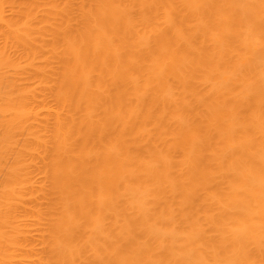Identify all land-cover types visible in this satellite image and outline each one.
Wrapping results in <instances>:
<instances>
[{
	"label": "bare ground",
	"instance_id": "1",
	"mask_svg": "<svg viewBox=\"0 0 264 264\" xmlns=\"http://www.w3.org/2000/svg\"><path fill=\"white\" fill-rule=\"evenodd\" d=\"M0 264H264V0H0Z\"/></svg>",
	"mask_w": 264,
	"mask_h": 264
}]
</instances>
